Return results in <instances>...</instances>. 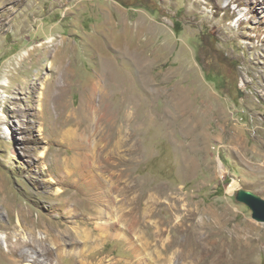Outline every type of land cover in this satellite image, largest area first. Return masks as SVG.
<instances>
[{
  "label": "rangeland",
  "instance_id": "374dc122",
  "mask_svg": "<svg viewBox=\"0 0 264 264\" xmlns=\"http://www.w3.org/2000/svg\"><path fill=\"white\" fill-rule=\"evenodd\" d=\"M256 6L253 0H0V226L32 219L34 227H55L61 215L50 205L91 214L79 173H63L75 155L64 134L73 126L69 119H81V107L95 102L102 125L87 143L100 149L106 138L111 142L104 153L92 152L104 184L126 186L130 165L119 159H131L126 172L145 183L143 193L158 185L181 190L183 208L207 229L245 242L252 264H264V223L235 200L238 189L264 199V186H253L249 172L254 111L264 140V8ZM125 127L137 130L130 139L139 147L134 158L120 148ZM58 188L65 193L51 199ZM115 190L111 197L120 199ZM162 208L157 214L167 219L170 211ZM2 252L0 264H12ZM109 257L132 261L125 241L113 238L93 254L94 261ZM58 264L77 263L65 255Z\"/></svg>",
  "mask_w": 264,
  "mask_h": 264
},
{
  "label": "bare ground",
  "instance_id": "6f19581e",
  "mask_svg": "<svg viewBox=\"0 0 264 264\" xmlns=\"http://www.w3.org/2000/svg\"><path fill=\"white\" fill-rule=\"evenodd\" d=\"M245 1L249 3V0ZM253 1L257 3L256 7L264 8L261 0ZM244 11L242 8L237 13L238 21L242 20ZM93 89L97 92L96 85ZM5 90L11 95L8 86ZM100 111L101 108H97L95 102L82 106L81 119L69 116V123L73 126L64 134V138L74 146L75 155L70 162L67 161L70 167L65 168L63 173L66 178L79 173L80 180L90 191L81 194L83 200L92 202L91 214L87 218L80 217L71 208V204H66L63 210L50 205L49 212L61 215V219L55 222V227L46 223H38L34 227L32 219L27 223L17 221L10 226H0V247L8 262L58 264L59 259L66 255L77 264H116L112 263L111 257L96 261L93 259V254L103 248L105 241L113 238L125 241L132 259L129 264H252L251 251L245 248V242L207 229L197 219L195 212L183 208L186 205L183 204L181 190L158 185L149 189L148 193H143L145 183H138L135 177L126 172L132 165L131 159H119L123 166L130 165L124 170L127 174L126 186L117 188L103 183L101 176L93 168L92 152L104 153L111 142L106 138L100 149L95 144L87 143L96 128L99 130L102 125L103 115ZM258 114V111H254L251 117L253 143L250 147L249 172L252 185L260 187L264 186V140H260L257 134L260 124ZM128 119L129 117L125 121L126 126L130 125ZM125 130L127 135L120 140V148L125 146L127 154L134 155V158L139 153V147L131 146L130 139H133L137 130L131 131L128 127ZM100 141L102 140L99 139ZM3 175H0V191L5 181ZM73 183L76 189L79 188L76 180ZM53 184L57 182L53 180ZM260 188L264 191V187ZM114 190L120 194V199L111 197ZM64 193L65 190L55 189L51 199ZM156 195L163 197L165 202H159ZM130 196L133 198H129ZM128 201L130 209L126 211ZM162 206L163 210L170 211L167 219L157 214L160 213L158 207ZM176 211L182 212L179 220L175 221ZM146 227L153 228L150 234L145 232Z\"/></svg>",
  "mask_w": 264,
  "mask_h": 264
},
{
  "label": "water",
  "instance_id": "95a60500",
  "mask_svg": "<svg viewBox=\"0 0 264 264\" xmlns=\"http://www.w3.org/2000/svg\"><path fill=\"white\" fill-rule=\"evenodd\" d=\"M235 200L252 211L251 218L254 221L264 223V199L251 191L238 189L235 194Z\"/></svg>",
  "mask_w": 264,
  "mask_h": 264
}]
</instances>
